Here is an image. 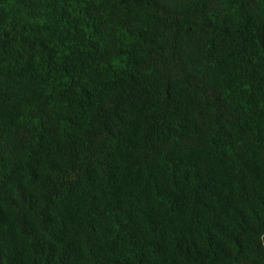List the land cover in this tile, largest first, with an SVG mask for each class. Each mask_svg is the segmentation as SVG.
Wrapping results in <instances>:
<instances>
[{
	"label": "trees",
	"instance_id": "obj_1",
	"mask_svg": "<svg viewBox=\"0 0 264 264\" xmlns=\"http://www.w3.org/2000/svg\"><path fill=\"white\" fill-rule=\"evenodd\" d=\"M0 264H264V0H0Z\"/></svg>",
	"mask_w": 264,
	"mask_h": 264
}]
</instances>
